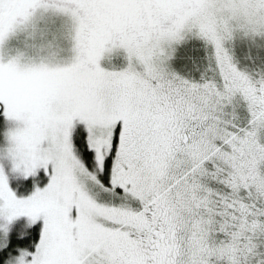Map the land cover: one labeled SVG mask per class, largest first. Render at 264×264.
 <instances>
[{"label":"snow or ice","instance_id":"1","mask_svg":"<svg viewBox=\"0 0 264 264\" xmlns=\"http://www.w3.org/2000/svg\"><path fill=\"white\" fill-rule=\"evenodd\" d=\"M0 264H264V0H0Z\"/></svg>","mask_w":264,"mask_h":264}]
</instances>
